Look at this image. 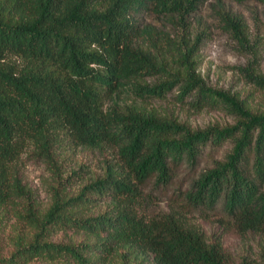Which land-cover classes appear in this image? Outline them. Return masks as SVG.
Instances as JSON below:
<instances>
[{
  "label": "trees",
  "instance_id": "16d2710c",
  "mask_svg": "<svg viewBox=\"0 0 264 264\" xmlns=\"http://www.w3.org/2000/svg\"><path fill=\"white\" fill-rule=\"evenodd\" d=\"M206 1L0 0V213L11 209L16 218L0 238V264H230L220 239H208L186 208L221 204L241 233L264 230V111L208 88L197 71L201 37L188 20ZM145 12L179 33L172 38L145 24ZM220 18L249 47L242 19ZM252 56L240 70L264 89ZM175 90L179 100L196 93V110L220 101L236 124L190 131L136 103L105 107L121 92L146 100ZM228 139L225 161L179 194L182 206L146 213V182L169 186L174 167ZM77 148L114 156L70 193L82 167L65 174L60 160ZM29 151L54 182L43 208L17 177ZM240 264H264V249L258 263Z\"/></svg>",
  "mask_w": 264,
  "mask_h": 264
},
{
  "label": "rangeland",
  "instance_id": "374dc122",
  "mask_svg": "<svg viewBox=\"0 0 264 264\" xmlns=\"http://www.w3.org/2000/svg\"><path fill=\"white\" fill-rule=\"evenodd\" d=\"M229 13L242 19L245 25L246 37L249 47L241 46L221 21V13ZM166 18L145 12L141 20L152 25L157 30L175 36L178 29H174ZM193 35H200L199 46L196 54L197 71L200 73L205 85L216 91L234 96L251 111H264V89L256 88L243 76L240 68L246 67L249 62L255 63L260 74L264 75V0H207L189 18ZM178 31V32H177ZM253 51V52H252ZM152 84L154 80L146 81ZM195 94H190L183 100L178 99L177 90L169 93L165 98H149L140 100L132 94L121 92L111 100H106L105 107L113 108L132 105L134 103L144 107L148 112H155L161 117H169L184 125L190 131H205L209 128L218 129L232 127L237 118L229 112L220 101L211 103L210 106L196 110ZM233 147L231 139L221 144L208 142L204 146L194 164L183 162L174 167L172 182L167 187H155L153 180L146 182L143 192L146 197V213L156 215L166 211L175 204L183 205L179 194L188 189L199 175L214 166L216 162L225 161ZM114 156L111 149L104 152L77 148L66 151L61 156L62 170L68 174L72 169L82 167L83 173L68 192H76L81 182L100 172L103 159ZM17 177L21 184L29 189L34 200L40 207H45L50 201L54 182L50 169L42 159H38L30 151L23 154L16 165ZM75 169V170H76ZM262 190L264 191V185ZM189 219L195 222L208 239L219 238L230 264H240L242 261L259 262V255L264 249V230L260 233H241L233 220L222 211L221 204L215 210L186 208ZM16 221L11 209L0 213V238L7 234ZM1 249L6 246L1 241ZM7 247L4 251L6 252ZM32 264H46L35 262Z\"/></svg>",
  "mask_w": 264,
  "mask_h": 264
}]
</instances>
